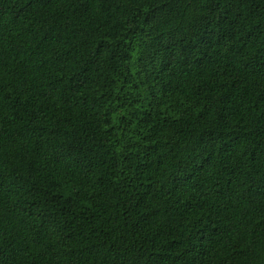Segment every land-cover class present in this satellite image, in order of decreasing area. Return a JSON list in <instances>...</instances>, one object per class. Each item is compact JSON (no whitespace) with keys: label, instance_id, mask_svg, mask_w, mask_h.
<instances>
[{"label":"trees","instance_id":"obj_1","mask_svg":"<svg viewBox=\"0 0 264 264\" xmlns=\"http://www.w3.org/2000/svg\"><path fill=\"white\" fill-rule=\"evenodd\" d=\"M0 264H264V0H0Z\"/></svg>","mask_w":264,"mask_h":264}]
</instances>
